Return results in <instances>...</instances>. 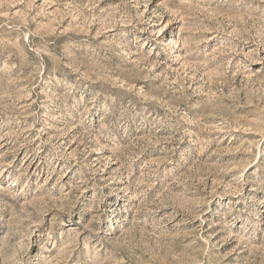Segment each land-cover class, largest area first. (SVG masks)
<instances>
[{
    "label": "rangeland",
    "instance_id": "374dc122",
    "mask_svg": "<svg viewBox=\"0 0 264 264\" xmlns=\"http://www.w3.org/2000/svg\"><path fill=\"white\" fill-rule=\"evenodd\" d=\"M0 264H264V0H0Z\"/></svg>",
    "mask_w": 264,
    "mask_h": 264
}]
</instances>
